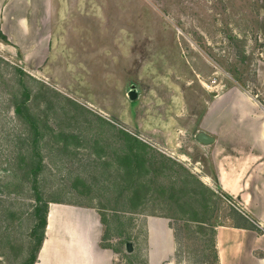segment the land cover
<instances>
[{
  "label": "rangeland",
  "instance_id": "obj_1",
  "mask_svg": "<svg viewBox=\"0 0 264 264\" xmlns=\"http://www.w3.org/2000/svg\"><path fill=\"white\" fill-rule=\"evenodd\" d=\"M65 1L88 40L78 79L48 73L39 35L0 34V264L30 259L40 198L95 208L113 264H218L209 227L186 222L204 201L234 221L196 134L214 92L256 91L264 0ZM24 85L37 134L15 111Z\"/></svg>",
  "mask_w": 264,
  "mask_h": 264
},
{
  "label": "crops",
  "instance_id": "obj_2",
  "mask_svg": "<svg viewBox=\"0 0 264 264\" xmlns=\"http://www.w3.org/2000/svg\"><path fill=\"white\" fill-rule=\"evenodd\" d=\"M67 15L65 0H0V32L18 44L31 33L39 35L33 52L45 54L50 65L64 68L57 71L49 65L48 73L53 78L64 73L78 79L88 68V40L83 39L82 26L65 23ZM100 54L98 58H103ZM63 55L68 61L57 66ZM260 66L256 91L232 86L214 92L208 122L200 129L215 137L199 144L207 151L218 188L229 195L231 206L262 229L237 226L234 222L240 217L230 213L233 222L216 226L218 264H264V70ZM177 100H171L173 107ZM49 204L45 238L33 264H113L114 250L100 243L103 223L95 208L58 201Z\"/></svg>",
  "mask_w": 264,
  "mask_h": 264
},
{
  "label": "trees",
  "instance_id": "obj_3",
  "mask_svg": "<svg viewBox=\"0 0 264 264\" xmlns=\"http://www.w3.org/2000/svg\"><path fill=\"white\" fill-rule=\"evenodd\" d=\"M0 34H1V32H0ZM22 88H23L22 95L15 102V111L18 114L26 113V117L28 118L27 120L32 125L34 132L37 134L39 132L37 120L34 117V115L31 113L29 106H28V100L31 96V91L26 85H24ZM126 134L128 136H132L134 138V140L140 141V139H138V137L131 135L127 131H126ZM223 194L226 197L230 198L229 195H227L226 193L223 192ZM138 196H140V195H138ZM50 201H53V200H50ZM54 201L64 202L62 200H54ZM40 202H41L40 206H38L36 208L37 219H36V223L34 224V227L32 229L33 235L36 234L37 232H39V234L37 235V238H36L34 250L32 251L30 259L26 262V264H33L36 261L37 256H38V251H39V249L42 245V242L45 238V230H46V226H47V217H48V210H49V201L48 200L45 201V200H42V198H40ZM202 207L204 209H202L201 211H196V213H194L191 217L186 219V222H188V220L193 221V222L195 221V222H197V224H200L201 227H203L204 229L207 228L206 226L209 227V230H210L209 232H211V235H212L211 240H212V245H213V249H214V254H215L216 259L218 261V252L216 249V242H215L216 226L219 224H224V223H222L218 219V217L215 215L216 213L211 212L207 215V213H208L207 209H210L211 205L208 204L206 201L203 202ZM231 209L232 210L230 213L233 216L236 215V216L240 217V219H241L240 221L236 220L234 222L235 225L253 228V229H256L257 231H260V232L262 231V229L256 223H254V221L250 220L248 217H246L245 215L240 213L234 206H231ZM102 220H103V217H102ZM186 224L188 225V223H186ZM172 227H174V226L172 225ZM174 229H175V227H174ZM175 236L177 238V231L175 232ZM103 246H107V245H103Z\"/></svg>",
  "mask_w": 264,
  "mask_h": 264
},
{
  "label": "water",
  "instance_id": "obj_4",
  "mask_svg": "<svg viewBox=\"0 0 264 264\" xmlns=\"http://www.w3.org/2000/svg\"><path fill=\"white\" fill-rule=\"evenodd\" d=\"M129 95L131 98H135L137 96V91L135 89H131L129 91ZM196 137L200 142L205 143V144L212 142L215 138L213 135H211L205 130H199L198 133L196 134ZM128 246H129V249L132 248L131 243H128Z\"/></svg>",
  "mask_w": 264,
  "mask_h": 264
},
{
  "label": "built area",
  "instance_id": "obj_5",
  "mask_svg": "<svg viewBox=\"0 0 264 264\" xmlns=\"http://www.w3.org/2000/svg\"><path fill=\"white\" fill-rule=\"evenodd\" d=\"M231 199H229V201H230ZM230 202H233L232 200L230 201ZM234 203V202H233Z\"/></svg>",
  "mask_w": 264,
  "mask_h": 264
}]
</instances>
